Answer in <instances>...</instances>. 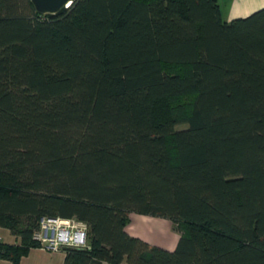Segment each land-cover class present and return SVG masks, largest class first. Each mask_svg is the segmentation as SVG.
<instances>
[{
    "label": "trees",
    "instance_id": "1",
    "mask_svg": "<svg viewBox=\"0 0 264 264\" xmlns=\"http://www.w3.org/2000/svg\"><path fill=\"white\" fill-rule=\"evenodd\" d=\"M132 211L175 248L129 234ZM43 216L87 224L62 264H264V5L0 0V257Z\"/></svg>",
    "mask_w": 264,
    "mask_h": 264
},
{
    "label": "crops",
    "instance_id": "2",
    "mask_svg": "<svg viewBox=\"0 0 264 264\" xmlns=\"http://www.w3.org/2000/svg\"><path fill=\"white\" fill-rule=\"evenodd\" d=\"M225 11L222 16L230 20L236 16H246L250 12L264 5V0H224ZM220 3V2H219ZM221 7V4H220ZM222 8V7H221ZM126 231L134 236H139L151 244L173 250L179 238V231L173 226V222L166 217L138 213H129V221L125 225ZM0 237L6 242H16L18 238L6 227L0 226ZM65 252L62 248L50 250L43 246L33 245L21 255L18 264H62ZM0 264H11V260L0 257ZM99 264H112L102 261ZM119 264H126L125 259Z\"/></svg>",
    "mask_w": 264,
    "mask_h": 264
},
{
    "label": "built area",
    "instance_id": "3",
    "mask_svg": "<svg viewBox=\"0 0 264 264\" xmlns=\"http://www.w3.org/2000/svg\"><path fill=\"white\" fill-rule=\"evenodd\" d=\"M34 238L50 250H57L64 245L86 246L87 224L75 217L43 216Z\"/></svg>",
    "mask_w": 264,
    "mask_h": 264
},
{
    "label": "water",
    "instance_id": "4",
    "mask_svg": "<svg viewBox=\"0 0 264 264\" xmlns=\"http://www.w3.org/2000/svg\"><path fill=\"white\" fill-rule=\"evenodd\" d=\"M37 11L41 13H54L62 6H68L72 0H31Z\"/></svg>",
    "mask_w": 264,
    "mask_h": 264
},
{
    "label": "rangeland",
    "instance_id": "5",
    "mask_svg": "<svg viewBox=\"0 0 264 264\" xmlns=\"http://www.w3.org/2000/svg\"><path fill=\"white\" fill-rule=\"evenodd\" d=\"M221 4V9L223 10V12L225 11V5H226V2L224 0H218ZM184 125H178L176 126V128H179V127H183Z\"/></svg>",
    "mask_w": 264,
    "mask_h": 264
}]
</instances>
